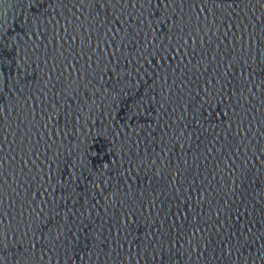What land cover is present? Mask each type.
I'll use <instances>...</instances> for the list:
<instances>
[{
    "label": "water",
    "instance_id": "obj_1",
    "mask_svg": "<svg viewBox=\"0 0 264 264\" xmlns=\"http://www.w3.org/2000/svg\"><path fill=\"white\" fill-rule=\"evenodd\" d=\"M0 264H264V0H0Z\"/></svg>",
    "mask_w": 264,
    "mask_h": 264
}]
</instances>
